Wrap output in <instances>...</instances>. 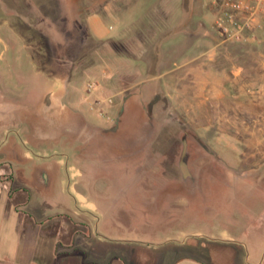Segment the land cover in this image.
<instances>
[{
  "label": "rangeland",
  "instance_id": "374dc122",
  "mask_svg": "<svg viewBox=\"0 0 264 264\" xmlns=\"http://www.w3.org/2000/svg\"><path fill=\"white\" fill-rule=\"evenodd\" d=\"M218 13L211 0H0L2 103L64 101L99 127H107L100 108L111 116L109 126L124 111L118 144L97 154L100 169L92 187L83 188L81 199L88 202L76 201L71 192L69 212L45 208L40 193L19 192L17 172L0 163V199L6 197L7 209L17 207L19 235L36 230V236L30 234L32 264H108L112 257L122 264H175L180 257L214 264L205 253L210 245L228 264L234 250L217 242L234 238L249 263L260 258L264 31L251 42L226 40L214 26ZM164 21L171 22L173 33L185 34L144 50L150 66H139L132 40L148 27L157 33ZM159 53L167 57L156 66ZM136 65L147 78L138 87L144 96L127 89L103 104L92 102L90 81L100 82L104 70L114 81L117 71L134 72ZM122 84L117 80L107 90L117 93ZM144 121L137 154L123 156L122 138L130 139L129 132ZM184 140L188 152L182 160ZM81 164H71L76 178L84 176ZM7 240L18 246L16 236ZM145 247H156L154 257ZM126 249H133L134 263L119 255ZM167 251L176 254L166 260Z\"/></svg>",
  "mask_w": 264,
  "mask_h": 264
},
{
  "label": "crops",
  "instance_id": "0c3cea01",
  "mask_svg": "<svg viewBox=\"0 0 264 264\" xmlns=\"http://www.w3.org/2000/svg\"><path fill=\"white\" fill-rule=\"evenodd\" d=\"M181 11V10H180ZM185 12L182 13L180 12V17L184 16ZM166 19V17H165ZM166 24L158 31L157 33L153 30L152 27H148L143 31H138L137 35H135L134 39L132 40V47L131 50L135 51L137 50V56L132 52V54L137 58L139 66L142 64H146L150 66L148 58H146L144 55V50H147L148 48H156L159 47V44L161 41H164L167 37H171L177 33H184L185 32H176L173 33V28L171 26V22L164 21L163 23ZM170 24V25H169ZM166 25H169L166 27ZM93 32V31H92ZM88 33V32H87ZM94 33V32H93ZM176 45V44H174ZM216 44H214V47ZM79 47V46H78ZM173 47V46H172ZM213 47V46H212ZM127 48H129L127 44ZM149 50V49H148ZM176 53L177 50L175 51ZM174 52V53H175ZM180 54V53H179ZM179 54H176L175 57H177ZM167 55H161L156 54V61L154 60L153 64H156V66L160 65L161 59H166ZM169 58H171V54L168 55ZM168 58V59H169ZM189 59H186L185 61L180 60L178 63L177 67H182L188 62ZM117 64V63H116ZM173 64L171 60V65ZM175 65V63H174ZM139 67L138 65H136ZM160 70V69H158ZM159 73V72H158ZM116 74V73H115ZM111 76L108 75V70H104L102 72V76L100 77V82L97 80H92L89 83H94V87L91 89H86V91L89 93L88 95L91 96L92 102L97 103L98 105L103 104L105 101H107L108 98L112 99V97H115L118 94H123L124 90H132V91H138L140 93V97L144 96L141 91L139 85H142V83L145 81L143 79L147 78H141L142 77V70L137 68L134 72L130 71L129 73H124V72H118L116 74V78L113 81ZM117 80H121L122 85L125 84V87L123 86L122 89H120L117 93H114L111 89L109 92L107 89L112 88L110 87L111 84L115 83ZM88 85V84H87ZM126 91V92H128ZM123 99L125 98V95H122ZM216 97H222L223 95L221 93H218L215 95ZM64 103V107L68 106L71 108V111L76 113L82 121L85 122L86 126L89 127L90 129H94V131L97 133L98 131L107 128L109 125L108 123L111 122V118H107L106 116V122H107V127H99L92 125L88 123L82 114L75 108L71 107L70 105L66 104L64 101H59L58 103ZM0 101V113L13 110V105L7 106L8 104L2 103ZM93 103H90L91 106ZM57 105V104H56ZM53 105V106H56ZM123 109V108H122ZM101 110V108L99 109ZM121 110L119 109V112ZM99 114V111H98ZM99 116H101L99 114ZM111 117V116H109ZM26 131L25 127H22L21 125H10V126H0V139L4 137V135L8 131H15V132H20V131ZM26 142V140H24ZM95 143L94 147H91L87 150H80V147L83 146V143L80 142V139H72L70 143H56V144H51L49 146H40L38 148H35L34 150L30 149L27 150L25 153V160H21L19 162V165H14V167H18L21 171L13 174V177L21 181V184L19 185L20 188L19 192H23L26 189L27 192H36L37 194L40 193V196H42V201L41 203L45 205V202L48 205L45 208H58L60 210H66L70 211L71 210V192L75 195L76 201H80L82 204H86L88 200H86L85 196L83 200L81 199L82 193L85 189L83 188H89L92 187L93 185V180L94 177L97 175V171L100 168L98 167V161L100 158L97 156V154L101 153L105 147H107L108 139L102 138V137H96V139H93ZM103 148V149H102ZM72 157L75 158V160H72ZM71 161L73 163H82L81 166L79 167L83 172L84 176L82 178H79L80 175L76 178V173L72 172V166ZM5 162V161H4ZM1 162V163H4ZM35 168V169H34ZM102 169V166H101ZM93 177V178H92ZM6 197L0 199V261L8 264H32L34 256L31 254V246L34 240V235L33 232L35 233L36 230L30 229L31 233H28L26 236H21L19 235V221L20 218H18V211L16 210L17 207H12L10 209H7L6 207ZM20 209V207H18ZM18 209V210H19ZM11 219V228L9 227V219ZM29 231V230H28ZM30 234L34 235L31 236ZM11 235H14L18 238V246L11 247L7 242V237H11ZM30 235V236H29ZM235 239V238H234ZM231 239L229 240V248L231 249H236L238 252V261L237 264H251L249 263V260L247 257H245L244 254V249L241 246V244L234 240ZM108 242V241H106ZM112 242V241H111ZM115 242H120V241H115ZM124 243L125 241H121ZM184 243V241L182 242ZM218 243V242H217ZM219 243H224V242H219ZM7 245V246H6ZM131 248L134 247H139L136 245H131ZM181 246V245H180ZM147 248L146 254L149 257H154L156 254L154 251L155 248H151L152 250H148ZM131 250V251H130ZM133 249H126L123 250L122 255L119 254L120 256L127 258L130 262L129 263H134V254H133ZM107 249L101 251L104 254L106 253ZM111 252V251H110ZM154 254V255H153ZM167 254H176L173 251H167L166 252V260H167ZM102 256V254L100 255ZM107 257L109 256L108 251H107ZM264 256V252L260 256V258L254 262L253 264H259L260 259ZM121 257V258H122ZM199 259V258H198ZM195 257H180L176 260L175 264L178 262V264H199V261ZM201 260V259H200ZM106 262V261H105ZM103 262V264H106ZM116 264H122V260L112 257L110 261H108V264L112 263ZM205 263V262H204ZM230 263V261L228 262ZM83 264V263H82ZM91 264H93L91 262ZM96 264V262L94 263ZM124 264V263H123Z\"/></svg>",
  "mask_w": 264,
  "mask_h": 264
},
{
  "label": "flooded vegetation",
  "instance_id": "af4514ba",
  "mask_svg": "<svg viewBox=\"0 0 264 264\" xmlns=\"http://www.w3.org/2000/svg\"><path fill=\"white\" fill-rule=\"evenodd\" d=\"M40 103V101L32 104L16 103L13 105V110L0 113V126L21 125L26 128V131H8L0 139V163L5 161L4 164L7 169L20 172L21 170L14 165H19L21 160L26 159L27 150L30 151V149L34 150L40 146H49L60 142L70 143L74 138L80 139V142L83 143L80 150L94 147L95 143L92 141L96 137L108 139V143L112 146L118 144L122 135L120 125H122V118L124 117L123 109L109 127L96 133L94 129L87 127L85 122L68 106L61 107L60 103L56 106H43ZM143 123L140 124V129L135 128L129 132L133 135L130 139L122 138L125 144L123 156L137 154L138 147L143 141V137L139 136V131L145 130L147 125V122L144 121ZM113 137L116 139H112ZM181 156L184 160L185 156ZM183 176L187 177V173Z\"/></svg>",
  "mask_w": 264,
  "mask_h": 264
},
{
  "label": "built area",
  "instance_id": "2783aa9c",
  "mask_svg": "<svg viewBox=\"0 0 264 264\" xmlns=\"http://www.w3.org/2000/svg\"><path fill=\"white\" fill-rule=\"evenodd\" d=\"M211 2L219 8L214 26L224 39L246 43L256 40L257 33L264 31V0H211ZM93 87L94 83H88V90ZM99 114L110 118L103 110H99Z\"/></svg>",
  "mask_w": 264,
  "mask_h": 264
},
{
  "label": "trees",
  "instance_id": "16d2710c",
  "mask_svg": "<svg viewBox=\"0 0 264 264\" xmlns=\"http://www.w3.org/2000/svg\"><path fill=\"white\" fill-rule=\"evenodd\" d=\"M188 151H186L187 153ZM219 243V242H218ZM218 245L220 246H229V244L226 243H219ZM216 246V245H215ZM214 248L210 246H206L205 247V253H206V257L211 260V262H213L214 264H224L223 261H219L218 256L216 255L217 253L213 252ZM234 254L232 253L230 260V263L228 264H237L238 261V252L236 251V249L234 248ZM237 260V261H236ZM112 264H116L115 262Z\"/></svg>",
  "mask_w": 264,
  "mask_h": 264
},
{
  "label": "water",
  "instance_id": "95a60500",
  "mask_svg": "<svg viewBox=\"0 0 264 264\" xmlns=\"http://www.w3.org/2000/svg\"><path fill=\"white\" fill-rule=\"evenodd\" d=\"M60 106H61V107H64V103H63V102L60 103ZM181 155H183V156L186 155V142H185V140H184V142H183V149H182V153H181ZM182 166H183V167H182L183 174H186V168H185L184 165H182Z\"/></svg>",
  "mask_w": 264,
  "mask_h": 264
}]
</instances>
